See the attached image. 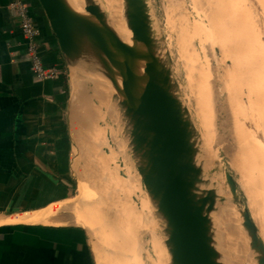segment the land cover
Segmentation results:
<instances>
[{
	"label": "rangeland",
	"instance_id": "obj_1",
	"mask_svg": "<svg viewBox=\"0 0 264 264\" xmlns=\"http://www.w3.org/2000/svg\"><path fill=\"white\" fill-rule=\"evenodd\" d=\"M148 3L159 51L170 58L178 94L198 131V163L220 195L212 218L222 261L229 264V258L233 264L242 257L247 263L245 256L251 258L252 252V263L258 264L242 212L250 211L264 240V133L254 128L245 110L249 84L255 82L248 79L249 71L261 68L264 80V0ZM116 19L114 29L121 36L125 20ZM250 59L257 65L251 68ZM80 75L81 80L87 77ZM91 78L93 93L85 91V99L74 103L77 136L83 141L75 161L80 185L46 215L59 214V223L84 226L96 263L98 256L104 264H171L165 223L143 183L124 117L103 77ZM79 88L81 96L82 83ZM226 173L236 181L235 194Z\"/></svg>",
	"mask_w": 264,
	"mask_h": 264
},
{
	"label": "water",
	"instance_id": "obj_2",
	"mask_svg": "<svg viewBox=\"0 0 264 264\" xmlns=\"http://www.w3.org/2000/svg\"><path fill=\"white\" fill-rule=\"evenodd\" d=\"M38 1L58 40L71 89L76 71L78 78L87 74L79 79L88 94L96 73L115 90L143 183L165 223L171 264H224L212 218L220 195L198 163V131L178 94L170 58L159 51L148 0H124L132 44L118 35L99 0H85L84 11L69 0ZM226 178L235 194L234 177ZM242 215L258 264H264V240L250 211Z\"/></svg>",
	"mask_w": 264,
	"mask_h": 264
},
{
	"label": "crops",
	"instance_id": "obj_3",
	"mask_svg": "<svg viewBox=\"0 0 264 264\" xmlns=\"http://www.w3.org/2000/svg\"><path fill=\"white\" fill-rule=\"evenodd\" d=\"M14 1L0 0V264H97L84 226L46 215L80 185L75 161L83 141L74 103L86 88L74 71L71 89L39 1L24 0L44 64L58 70L55 78L37 77Z\"/></svg>",
	"mask_w": 264,
	"mask_h": 264
},
{
	"label": "bare ground",
	"instance_id": "obj_4",
	"mask_svg": "<svg viewBox=\"0 0 264 264\" xmlns=\"http://www.w3.org/2000/svg\"><path fill=\"white\" fill-rule=\"evenodd\" d=\"M70 3L78 10L80 11H84V6H85V3H84V0H69ZM101 2V5L103 7V9L107 12V15H108V20H109V23L112 25V27L114 28V26L116 25V21L117 19L116 18H119V19H124L125 20V24H126V27L125 29H123V31H125L126 33L121 35L120 37L122 38V40L126 41L127 43H130L132 44V36H133V33L131 31V29L128 27V22H127V18H126V15H125V5H124V0H111V3L112 5H114V7L112 8V11L110 12V2L109 0H107L106 2H102L101 0H99ZM112 13V15H111ZM260 49V48H259ZM259 51V50H258ZM258 53V52H257ZM254 54V53H252ZM257 55V54H256ZM260 57V56H259ZM262 57V56H261ZM252 59V58H251ZM250 59V60H251ZM257 59V58H256ZM247 60V59H246ZM254 60V57L253 59ZM250 61V66L251 68L254 67L255 64L254 62H257V61ZM252 64V65H251ZM247 66V64H245ZM244 65V66H245ZM254 65V66H253ZM236 66V65H234ZM260 66V65H259ZM239 67V66H238ZM250 70V69H249ZM248 70V71H249ZM262 69L261 68H252L249 72H250V75L248 76V79H253V81L255 82H252L251 84H249V88H248V102L247 104H245V110L247 109V112L248 114H246L249 118V121L250 123L254 126V128L258 129L259 131H262L264 133V80L261 79V76H262ZM92 76H101L100 74H93ZM103 77V76H101ZM263 77V76H262ZM261 79V80H259ZM102 80H104L105 82V89L106 91L108 92V94L110 95L111 94V98H112V101L117 105V100H115L113 98V93L114 91H112V86L109 85V82L106 78H102ZM103 82V83H104ZM102 83V84H103ZM76 92V91H75ZM74 92V93H75ZM77 93V92H76ZM75 93V94H76ZM241 102V101H240ZM207 113V112H206ZM208 114V113H207ZM236 120V119H235ZM253 133V132H252ZM251 135V134H250ZM253 135V134H252ZM255 137V136H254ZM254 139V138H253ZM257 139V138H255ZM264 140V139H263ZM257 141V140H256ZM216 219V218H215ZM217 220V219H216ZM215 222V221H214ZM220 223V222H219ZM218 224V222H217ZM221 224V223H220ZM86 225V223H85ZM91 225V224H90ZM227 226V225H226ZM217 227V225H216ZM219 227V226H218ZM217 227V228H218ZM219 229V228H218ZM224 229V228H223ZM222 229V230H223ZM221 231V230H220ZM226 231V230H225ZM216 232V230H215ZM219 232V230H218ZM224 232V231H223ZM229 233V232H228ZM223 235V233H222ZM221 236V235H220ZM229 236V235H228ZM233 236V235H232ZM237 236V235H236ZM224 237V236H223ZM231 237V235H230ZM233 238V237H231ZM243 238V237H242ZM241 238V239H242ZM224 239V238H223ZM234 239V238H233ZM240 239V240H241ZM227 240V239H226ZM229 240V239H228ZM238 240V239H237ZM238 240V241H240ZM231 242H234V241H231ZM237 242V241H236ZM241 242V241H240ZM97 244V243H96ZM224 244V243H223ZM230 244V242H229ZM235 244V243H234ZM242 244V243H241ZM235 246V245H234ZM233 246V247H234ZM238 246V245H237ZM244 246V245H243ZM249 246V245H248ZM243 248V247H242ZM234 249V248H233ZM230 250V249H229ZM253 250V248H252ZM95 251V250H94ZM97 251H98V248H97ZM231 251V250H230ZM250 251V250H249ZM235 252V251H233ZM245 252V251H244ZM248 252V251H247ZM256 252V251H255ZM236 253V252H235ZM257 253V252H256ZM100 254V253H99ZM239 254V252H238ZM244 254V253H243ZM102 255V254H101ZM240 255V254H239ZM249 255V254H248ZM251 258L248 259V256H245V258L247 257V263H245L241 258H239L238 260H234L232 263L233 264H253L252 263V259L253 261L255 260L253 257H254V253L251 252ZM249 255V256H250ZM256 255V254H255ZM100 256V255H99ZM129 256V255H128ZM132 257V255H130ZM256 258V257H255ZM141 259V258H140ZM228 259V263L230 264L231 261ZM103 260V259H102ZM100 259V257L97 256V264H104L103 261ZM136 261V260H135ZM258 261V260H256ZM115 263V262H114Z\"/></svg>",
	"mask_w": 264,
	"mask_h": 264
},
{
	"label": "built area",
	"instance_id": "obj_5",
	"mask_svg": "<svg viewBox=\"0 0 264 264\" xmlns=\"http://www.w3.org/2000/svg\"><path fill=\"white\" fill-rule=\"evenodd\" d=\"M12 7L17 11L20 25L27 40V49L29 51L34 71L38 78H55L58 74L57 68H47L39 52L37 37L40 34L39 28L30 15L29 4L24 0H15Z\"/></svg>",
	"mask_w": 264,
	"mask_h": 264
}]
</instances>
